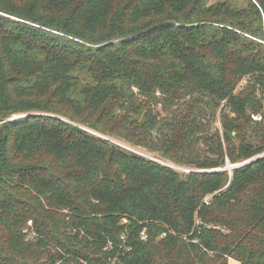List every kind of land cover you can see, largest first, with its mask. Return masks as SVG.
Masks as SVG:
<instances>
[{"label":"trees","instance_id":"16d2710c","mask_svg":"<svg viewBox=\"0 0 264 264\" xmlns=\"http://www.w3.org/2000/svg\"><path fill=\"white\" fill-rule=\"evenodd\" d=\"M263 155L264 0H0V264H264Z\"/></svg>","mask_w":264,"mask_h":264},{"label":"rangeland","instance_id":"374dc122","mask_svg":"<svg viewBox=\"0 0 264 264\" xmlns=\"http://www.w3.org/2000/svg\"><path fill=\"white\" fill-rule=\"evenodd\" d=\"M237 2L239 3V5H243L245 3V0H237ZM18 116H21V115H18ZM18 116H15V117H18ZM18 120V119H16ZM229 167L230 165H227V167L225 169L229 170ZM179 172H186L185 170H182V169H178ZM232 264H237L235 262H232Z\"/></svg>","mask_w":264,"mask_h":264},{"label":"water","instance_id":"95a60500","mask_svg":"<svg viewBox=\"0 0 264 264\" xmlns=\"http://www.w3.org/2000/svg\"><path fill=\"white\" fill-rule=\"evenodd\" d=\"M264 156V155H263ZM258 158H260V157H258ZM256 160V159H255ZM254 161V159L253 160H251V161H248L247 163H245V164H250V163H252ZM239 166L238 165H235V166H230L229 167V170H232V169H236V168H238Z\"/></svg>","mask_w":264,"mask_h":264},{"label":"crops","instance_id":"0c3cea01","mask_svg":"<svg viewBox=\"0 0 264 264\" xmlns=\"http://www.w3.org/2000/svg\"><path fill=\"white\" fill-rule=\"evenodd\" d=\"M232 262H234V261H230V263L229 264H232ZM236 263V262H235ZM238 264V263H237Z\"/></svg>","mask_w":264,"mask_h":264}]
</instances>
